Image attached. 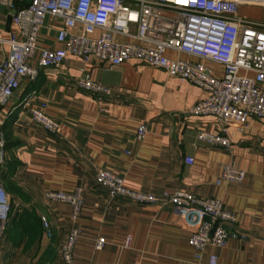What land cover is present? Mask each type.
Listing matches in <instances>:
<instances>
[{
  "label": "crops",
  "instance_id": "1",
  "mask_svg": "<svg viewBox=\"0 0 264 264\" xmlns=\"http://www.w3.org/2000/svg\"><path fill=\"white\" fill-rule=\"evenodd\" d=\"M28 1L13 3L20 7ZM261 10L241 5L238 14L263 20ZM58 25V20L46 18L38 37L40 46L57 45ZM13 31L11 10L6 0H0V38ZM7 53L8 46L0 42V58ZM167 54L188 58L184 53ZM209 65L221 74L220 65ZM83 74L108 86L111 94L95 96L77 87L75 79ZM203 94L186 81L133 60L104 69L96 61L69 56L55 74L39 68L35 79L22 80L0 107V131L6 140L0 183L17 204L15 211L29 214L34 222L20 225L18 237L5 235L0 264H67L59 244L73 226L81 234L72 264H205L193 257L188 244L191 227L171 205L109 199L95 181L101 168L122 176L124 186L134 191H186L220 200L237 219L226 228L244 238L209 249L217 255V264H264V120L249 121L240 133L231 128L228 147L209 146L198 141L196 133L218 132L217 123L190 113ZM29 97L33 104L45 102V114L58 122L56 132L32 122L21 106ZM141 123L147 133L137 141L135 132ZM186 156L193 158L192 164L184 162ZM224 163L245 171L242 182L219 180ZM76 187L82 188L83 205L74 223L68 204L48 201L44 194L71 192ZM41 216L49 223L51 238L44 235ZM98 236L105 240L101 249L94 248Z\"/></svg>",
  "mask_w": 264,
  "mask_h": 264
},
{
  "label": "built area",
  "instance_id": "2",
  "mask_svg": "<svg viewBox=\"0 0 264 264\" xmlns=\"http://www.w3.org/2000/svg\"><path fill=\"white\" fill-rule=\"evenodd\" d=\"M15 31L0 38L8 53L0 58V107L6 105L22 80H33L39 68L53 75L69 56L84 62L96 61L111 69L127 60L156 67L168 77L186 81L204 94L190 113L211 117L218 132L200 130L196 139L209 146L228 147L229 130L241 132L251 120H264V19L253 20L238 14L241 5L264 8V0H29L17 7L6 0ZM47 17L59 21L54 47L38 44L40 30ZM184 53L188 58L170 57ZM209 63L222 67L215 74ZM75 85L95 96H109L111 89L83 74ZM30 97L22 103L32 122L48 132H56L58 122L46 115L45 102L36 104ZM147 126L139 124L135 138L141 141ZM6 140L0 131V166L6 156ZM128 152V151H127ZM186 164L193 158L186 156ZM245 171L224 163L219 180L240 183ZM96 183L109 199L122 198L137 204L171 205L191 227L188 244L193 257L205 264H217L211 248L225 247L232 238H244L226 225L236 223V216L216 198H201L186 191H162L153 194L134 191L123 184L119 174L98 169ZM218 182V180H217ZM48 201L70 206V219L76 222L82 209V188L73 191L45 192ZM10 213L9 195L0 183V252ZM44 235L52 233L47 219L40 217ZM81 231L73 226L59 244L62 259L72 264V252ZM130 236L126 237V244ZM104 237L98 236L95 249H101Z\"/></svg>",
  "mask_w": 264,
  "mask_h": 264
},
{
  "label": "trees",
  "instance_id": "3",
  "mask_svg": "<svg viewBox=\"0 0 264 264\" xmlns=\"http://www.w3.org/2000/svg\"><path fill=\"white\" fill-rule=\"evenodd\" d=\"M34 217H31L29 214L27 213H15L13 214L12 216L10 215L9 213V220H8V225H7V228H6V232H5V235H9V236H16L18 237L19 235V232H18V229H19V226H23L25 221L27 222L28 220H31L32 222L33 221ZM27 222L28 224H30V222ZM40 223H41V220H40ZM27 224V227H29L30 225ZM42 226V224H41ZM22 234V232H21Z\"/></svg>",
  "mask_w": 264,
  "mask_h": 264
},
{
  "label": "rangeland",
  "instance_id": "4",
  "mask_svg": "<svg viewBox=\"0 0 264 264\" xmlns=\"http://www.w3.org/2000/svg\"><path fill=\"white\" fill-rule=\"evenodd\" d=\"M259 15H262L261 17H264V10H261L259 12ZM9 200H10V215L12 216L14 214V212H16L15 210H18V207H17V204L15 203V201H13L11 195L9 196ZM2 242H3V240H2Z\"/></svg>",
  "mask_w": 264,
  "mask_h": 264
}]
</instances>
